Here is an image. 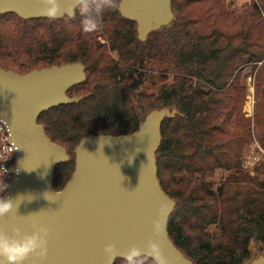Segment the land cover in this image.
<instances>
[{
  "label": "trees",
  "instance_id": "trees-1",
  "mask_svg": "<svg viewBox=\"0 0 264 264\" xmlns=\"http://www.w3.org/2000/svg\"><path fill=\"white\" fill-rule=\"evenodd\" d=\"M200 1L207 11L198 16L199 0H173L174 20L145 42L139 41L136 24L122 18L119 6L107 10L100 27L88 33L79 17L0 16V68L15 72L18 65L28 74L64 64L86 66V82L70 91L71 98L83 99L51 109L39 120L47 137L69 157L86 137L130 135L149 113L175 110V118L162 124L156 154L161 187L176 203L168 221L169 238L194 264H251L256 258L252 245L264 249V191H259L264 184L244 182L256 180L251 173L244 175V161L255 138L264 151V69L256 75L253 119L243 113L249 90L241 83L240 70H256L264 50L255 48L256 14L245 16L251 29L240 33V18L234 21L235 13L217 0L213 11L231 27L225 34L216 33L211 28L215 13L208 0ZM253 9L259 10L256 5ZM106 50L117 53L119 60ZM144 79L152 88L161 82L156 94L138 93ZM74 170L71 157L55 168L57 191ZM255 173L264 176V169L258 166ZM214 229L215 236L210 232Z\"/></svg>",
  "mask_w": 264,
  "mask_h": 264
},
{
  "label": "water",
  "instance_id": "water-1",
  "mask_svg": "<svg viewBox=\"0 0 264 264\" xmlns=\"http://www.w3.org/2000/svg\"><path fill=\"white\" fill-rule=\"evenodd\" d=\"M172 1L121 0L118 11L136 24L138 39L145 42L174 20ZM69 2L61 0L64 5ZM41 7L40 0H0V16L48 19ZM85 81L81 63L34 70L25 76L0 68V122L17 150L8 195L19 205L17 214L0 221V227L31 231L33 223L39 222L51 229L46 258L31 257L28 264H107L105 245L115 243L121 250L144 245L153 235V220L159 218V240L169 264H194L169 238L168 221L176 203L158 179L161 127L165 119L175 118V110L149 113L130 135L84 138L75 150L72 178L63 190H55V168L70 157L47 137L39 120L51 109L79 103L80 98L67 94ZM251 264H264V257Z\"/></svg>",
  "mask_w": 264,
  "mask_h": 264
},
{
  "label": "clouds",
  "instance_id": "clouds-1",
  "mask_svg": "<svg viewBox=\"0 0 264 264\" xmlns=\"http://www.w3.org/2000/svg\"><path fill=\"white\" fill-rule=\"evenodd\" d=\"M41 14L49 20L64 17H79L84 32H93L100 27L101 18L107 10L116 9L117 0H70L67 5L61 0H40ZM6 172V170H5ZM11 185L4 178L0 179V221L18 212V199L8 195ZM153 235L144 245H131L121 250L117 244L110 243L103 248L107 264H114L120 259L123 264H169L161 247L159 237L162 232L159 218L153 220ZM51 229L39 222H34L31 231L20 227L11 230L0 227V264H28L29 258L41 260L48 254Z\"/></svg>",
  "mask_w": 264,
  "mask_h": 264
},
{
  "label": "rangeland",
  "instance_id": "rangeland-1",
  "mask_svg": "<svg viewBox=\"0 0 264 264\" xmlns=\"http://www.w3.org/2000/svg\"><path fill=\"white\" fill-rule=\"evenodd\" d=\"M221 1L223 3H221L220 5H223L224 7H226L228 11L235 13L234 18H233L234 21L235 20L237 21V19L240 18V22H241L240 33H246L248 29L249 30L251 29L250 24L248 23V21L245 20V16H249L248 13L256 14L257 22L255 26L257 28V33L259 36L257 37V39L254 40L255 48H262L264 50V0H221ZM204 5H205V2H201L199 0L198 8H201L202 10L201 9L198 10V16L201 15V11L202 13L203 12L205 13L207 11V9L204 8ZM255 5L257 6L259 10L253 9ZM207 6H209V9L213 11V9H215V7L218 6L217 0H208ZM213 12L215 13L216 20L213 19L214 23L212 22L213 23L211 27L212 30L216 33L225 34L227 27L228 28L231 27L230 25L231 23L224 20L221 17L220 12L217 9L216 11H213ZM242 21H243V24H242ZM217 24L221 28H219ZM238 25H239V22H238ZM237 32H238L237 37H239L240 33L239 31ZM103 40L104 39H102L101 41L99 40V42L104 46H108L107 44H104ZM106 51H107V55L111 59L115 61L119 60L117 53L112 52L110 50H106ZM14 67H15L14 68L15 72L19 75L25 76L28 72L24 69L19 68L18 65H14ZM259 69H264V61L263 63L258 64V67L256 70L253 69V66H247L243 68L242 70H240L241 83L245 84L247 86V89L249 90V93L245 98V105L243 108V113L245 114L247 118H250V119L254 118L255 106L257 103L256 75ZM142 83L143 85L139 88V91H138L139 94L141 93H145L147 95L156 94L159 87L161 86V82L159 80H157L158 87L156 86L155 88L154 87L152 88V86L150 85V82L146 81L145 79L142 81ZM239 132L242 133V129H239ZM254 134H255V130H254ZM246 151L247 153H246L245 161H244L245 163L244 175H247V173H251V176L253 178H256V180L252 181L251 179L245 178L244 182H246L247 184H251L252 187H258L259 185L261 186L262 184H264V176L263 174L262 175L256 174L255 171L258 166L264 169V151L259 146L256 138H255L254 144L251 145L249 149ZM70 157L72 158V160L75 161V155H73V153H70ZM220 176L221 174L217 173V175L214 177V181L216 185L220 181L219 179ZM61 190L63 189H60L59 191ZM259 191L263 192L264 190L260 189ZM210 232H211V235H214V236L218 234V232L215 229L211 230ZM263 251L264 249L262 248L261 244H253L252 254H253V257H256L254 260H256L259 257H263L262 256Z\"/></svg>",
  "mask_w": 264,
  "mask_h": 264
},
{
  "label": "built area",
  "instance_id": "built-area-1",
  "mask_svg": "<svg viewBox=\"0 0 264 264\" xmlns=\"http://www.w3.org/2000/svg\"><path fill=\"white\" fill-rule=\"evenodd\" d=\"M16 163L17 150L11 141L7 127L0 122V179L4 178L5 182L10 185L14 179Z\"/></svg>",
  "mask_w": 264,
  "mask_h": 264
},
{
  "label": "flooded vegetation",
  "instance_id": "flooded-vegetation-1",
  "mask_svg": "<svg viewBox=\"0 0 264 264\" xmlns=\"http://www.w3.org/2000/svg\"><path fill=\"white\" fill-rule=\"evenodd\" d=\"M101 40H102V39H100V41H101ZM103 41H104V44H108V41H107V40L104 39ZM81 64H82V63H81ZM82 65H83V64H82ZM83 66L85 67V75H86V80H87V77H88L87 68H86L85 65H83ZM85 82H86V81H85ZM85 82H84V83H85ZM84 83H83V84H84ZM81 85H82V84H81ZM79 86H80V85H79ZM75 87H77V86H75ZM73 88H74V87H73ZM73 88H72V89H73ZM72 89H70L69 92H68V94H67L69 98H71V97H70V91H71ZM78 98H80L81 100L83 99L82 97H78Z\"/></svg>",
  "mask_w": 264,
  "mask_h": 264
}]
</instances>
